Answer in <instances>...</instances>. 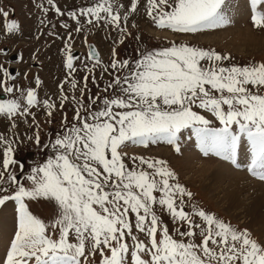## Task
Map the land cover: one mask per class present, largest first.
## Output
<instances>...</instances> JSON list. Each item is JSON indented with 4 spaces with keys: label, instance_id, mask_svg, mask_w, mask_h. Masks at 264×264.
<instances>
[{
    "label": "snow or ice",
    "instance_id": "snow-or-ice-1",
    "mask_svg": "<svg viewBox=\"0 0 264 264\" xmlns=\"http://www.w3.org/2000/svg\"><path fill=\"white\" fill-rule=\"evenodd\" d=\"M146 2L155 25L176 33H197L231 22L223 11L226 0ZM249 2L253 27L264 28V12L258 11L264 0ZM137 3L132 0L131 11L137 10ZM83 12L97 21L105 18L104 13L110 18L106 22L117 27L122 19L110 0ZM6 28L12 32L18 25L13 21ZM228 59L215 50L172 43L134 63L113 60L110 66L119 74L105 89L111 91L103 98H90L87 105L76 100L73 122L55 138L54 156L32 169L29 186L9 172L17 162L13 148L6 147L0 165V193H4L0 205L9 200L17 205V231L3 264H82V257L87 264V255L97 251L100 264H264V245L248 230L195 204L190 212L185 210V198L191 200L193 193L178 182L166 161L133 156L130 168L125 161L128 154L122 151L129 145L166 142L180 152V133L191 129L205 155L215 154L237 168L244 147L247 171L264 181V62L225 66ZM66 67L74 70L71 55ZM71 87L76 88V81ZM24 97L21 93V99L0 100V115H30L36 93L27 91L26 105ZM43 104L55 107L48 100ZM196 109L210 112L222 127H209L211 121ZM36 140L39 143L38 136ZM41 198L56 207L49 222L34 215L26 203ZM164 213L174 225L172 230L162 219Z\"/></svg>",
    "mask_w": 264,
    "mask_h": 264
},
{
    "label": "rangeland",
    "instance_id": "rangeland-1",
    "mask_svg": "<svg viewBox=\"0 0 264 264\" xmlns=\"http://www.w3.org/2000/svg\"><path fill=\"white\" fill-rule=\"evenodd\" d=\"M238 1L226 0L223 6V11H226L231 21L228 25L197 33H176L155 25L147 15L146 0H138L135 12L131 11L132 0H110L114 10H119L122 17L119 27L106 22L110 18L104 13H101V17L105 18L99 21L95 16L84 14L83 10L102 0H0V94L8 95L7 100H10L21 99V93H24L22 99L26 105V93L31 90L36 93L37 99V104L30 108V115H0V136L4 137V141L0 142V165L4 159V150L10 145L14 150L12 157L17 163L10 166L9 172L15 174L25 186H29L27 177L32 174V169L54 156L52 144L55 138L63 134L66 124L73 122L79 107L76 100L87 105L90 98H103L109 94L111 90L106 92L105 89L119 74L117 69L110 66L113 60L134 63L149 51L170 47L172 43H183L228 56L229 59L223 61L225 66L264 62V28L253 27L251 10L240 19L230 17L227 13V9ZM258 10L264 12L260 8ZM3 13H7V16ZM73 13L75 17L71 15ZM126 13L125 20L123 17ZM13 21L18 29L9 32L6 24ZM247 32L257 39V43L247 39ZM90 44L98 49L101 57L99 63L89 55ZM77 51L80 56L73 60L74 70L68 69L67 57ZM14 53L19 54L20 59L9 61ZM72 81H76L75 89L71 87ZM6 87H12L13 91H4ZM65 96L67 100H63ZM45 100L55 107L46 108L43 104ZM196 110L211 121L209 127H222L210 112ZM49 111L51 115H48ZM178 143L180 152H176L175 146L166 142L149 144L147 147L129 145L122 151L128 154L125 161L130 168L133 162L129 158L133 156L166 161L178 182L193 193L191 200L185 198L186 211L190 212L191 205L195 204L240 230H248L254 240L264 245V216L262 210L250 205L253 203L250 198L253 191L248 193V189L261 180L247 176V180L239 187H234L220 175L210 177L211 172H218L226 162L222 157L220 161L214 154L205 155L191 129L182 130ZM9 191L12 189L9 188ZM232 192L239 196V203L245 209L232 204ZM26 203L29 210L45 222L55 217L54 202L41 198L26 199ZM16 207L11 200L0 205V238L5 240L2 250L4 259L17 231ZM256 215L258 219H255ZM130 218L134 219V214ZM162 219L170 230L174 228L166 213L162 214ZM135 234L146 244L149 242L144 234ZM56 235L53 234L54 239ZM126 242L132 245L130 238ZM104 251L110 255L107 249ZM101 259L97 251L94 255H87V264H100ZM81 260L83 264L84 258Z\"/></svg>",
    "mask_w": 264,
    "mask_h": 264
},
{
    "label": "bare ground",
    "instance_id": "bare-ground-1",
    "mask_svg": "<svg viewBox=\"0 0 264 264\" xmlns=\"http://www.w3.org/2000/svg\"><path fill=\"white\" fill-rule=\"evenodd\" d=\"M250 10H251L250 2H248L246 0H240V1H238L237 4L235 3V4L231 5V8L227 9V13L229 14L230 17L240 19V18L246 16ZM246 37L249 41L257 43V39L252 38L250 32H247ZM237 38L239 40L241 39L240 36H238V35H237ZM238 160L241 164L240 168H237L231 162L225 160L226 164L223 165V167H221V169L219 171L217 170L218 172H214V173L211 172L210 177H212V176L218 177V175H220L221 178L228 179L231 182V186L239 187L243 181L247 180V175H246L247 171L246 172L243 171L244 168L247 169V163H248L247 159L245 158L244 147H242L239 150ZM248 191H250L248 193H251L253 191L251 194L253 196L250 197L253 200V203H251L250 205L255 207V209L262 210L263 215L262 214L261 215L264 216V198H263L264 197V182L260 181L257 184L255 183V185H252L251 188L248 189ZM230 198L232 200L233 205L237 204L236 206L240 209L246 208L239 203V196L235 195V193H233V192L230 193ZM258 217H259V212H258ZM258 217L256 215L255 219H258ZM261 225H263V224H261ZM4 242H5V240L0 238V264H1V260L3 261V256H4V253H2V250L4 248Z\"/></svg>",
    "mask_w": 264,
    "mask_h": 264
},
{
    "label": "water",
    "instance_id": "water-1",
    "mask_svg": "<svg viewBox=\"0 0 264 264\" xmlns=\"http://www.w3.org/2000/svg\"><path fill=\"white\" fill-rule=\"evenodd\" d=\"M89 48H90V54L95 53V55H92V57L95 59L97 58L100 59V56L98 54L96 47L93 44H91ZM79 54H80L79 51L73 52L71 54V56L73 57V60L76 59L79 56ZM18 59H19V54L15 53L11 56L10 61L15 62V61H18ZM7 97L8 96L6 94H0V100H6Z\"/></svg>",
    "mask_w": 264,
    "mask_h": 264
}]
</instances>
